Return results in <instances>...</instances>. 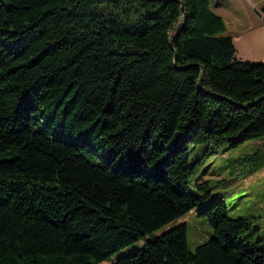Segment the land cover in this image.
Wrapping results in <instances>:
<instances>
[{"label": "trees", "instance_id": "obj_1", "mask_svg": "<svg viewBox=\"0 0 264 264\" xmlns=\"http://www.w3.org/2000/svg\"><path fill=\"white\" fill-rule=\"evenodd\" d=\"M226 31L209 0H0V264H99L141 239L112 264H264L223 200L194 251L185 223L155 234L210 195L189 190L191 144L264 137V60Z\"/></svg>", "mask_w": 264, "mask_h": 264}, {"label": "rangeland", "instance_id": "obj_2", "mask_svg": "<svg viewBox=\"0 0 264 264\" xmlns=\"http://www.w3.org/2000/svg\"><path fill=\"white\" fill-rule=\"evenodd\" d=\"M209 5L225 21V34L235 37L236 57L239 60H263L264 0H209ZM209 147L208 143L190 145L189 162L196 165V170L188 186L194 195L203 194L204 187L208 186L210 195L186 215L156 230L155 234L185 223L188 249L194 251L197 245L213 235V228L199 212L223 200L230 218H251L252 227L242 238L264 249V137L244 141L235 147L224 143L215 151ZM146 241H135L99 264H112Z\"/></svg>", "mask_w": 264, "mask_h": 264}, {"label": "water", "instance_id": "obj_3", "mask_svg": "<svg viewBox=\"0 0 264 264\" xmlns=\"http://www.w3.org/2000/svg\"><path fill=\"white\" fill-rule=\"evenodd\" d=\"M182 12H183V14H184V20H183V22H182V25H181L179 31H178L177 33H175V35L173 36V38H172V40H171L172 47H173V41H174L175 37L178 35V33L181 31L183 25L185 24L186 8L184 7L183 4H182ZM175 62H176V58H175ZM204 74H205V69L202 70V76H201L200 81L202 80Z\"/></svg>", "mask_w": 264, "mask_h": 264}, {"label": "crops", "instance_id": "obj_4", "mask_svg": "<svg viewBox=\"0 0 264 264\" xmlns=\"http://www.w3.org/2000/svg\"><path fill=\"white\" fill-rule=\"evenodd\" d=\"M232 37H234V36H232ZM233 40L235 41V37L233 38ZM264 60V59H263Z\"/></svg>", "mask_w": 264, "mask_h": 264}]
</instances>
